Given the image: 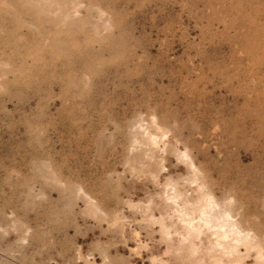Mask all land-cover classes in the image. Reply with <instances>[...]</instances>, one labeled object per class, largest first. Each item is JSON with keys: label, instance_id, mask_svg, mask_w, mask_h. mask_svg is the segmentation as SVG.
<instances>
[{"label": "rangeland", "instance_id": "obj_1", "mask_svg": "<svg viewBox=\"0 0 264 264\" xmlns=\"http://www.w3.org/2000/svg\"><path fill=\"white\" fill-rule=\"evenodd\" d=\"M166 183L264 264V0H0V264H218Z\"/></svg>", "mask_w": 264, "mask_h": 264}, {"label": "bare ground", "instance_id": "obj_2", "mask_svg": "<svg viewBox=\"0 0 264 264\" xmlns=\"http://www.w3.org/2000/svg\"><path fill=\"white\" fill-rule=\"evenodd\" d=\"M143 136L147 144L159 148V136L149 131H144ZM165 188L166 198L169 204L175 207L174 211L184 231L181 234V239H187L190 249L195 251L196 246L193 240L199 238L201 234H206L212 251L217 254L213 255V261L220 264L223 263V258L226 257L236 264L238 260L236 253L239 246L244 245L247 247L251 245L252 239L248 232H245L234 222L230 212L225 210L214 211L217 204L208 193H201L200 197L192 202L176 192L170 183H166ZM168 189L172 190L171 195L167 192ZM159 222L163 225L161 217ZM163 228L168 233L166 226H163ZM257 253L261 262H264V255ZM233 255L235 256L233 257Z\"/></svg>", "mask_w": 264, "mask_h": 264}]
</instances>
